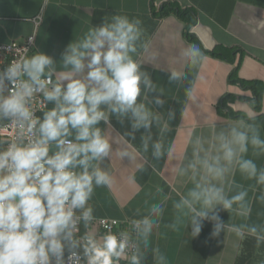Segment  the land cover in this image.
<instances>
[{
    "label": "clouds",
    "instance_id": "clouds-1",
    "mask_svg": "<svg viewBox=\"0 0 264 264\" xmlns=\"http://www.w3.org/2000/svg\"><path fill=\"white\" fill-rule=\"evenodd\" d=\"M142 35L139 19L114 15L67 44L59 61L24 47L0 67V264H147L149 254L152 264H167L153 245L156 232L190 228L195 239L206 222L207 240L227 231L264 246V132L255 101L229 123L204 117L183 127L177 149L167 141L174 113L149 106L164 101L142 70ZM181 59L195 66L201 50L185 48ZM168 79L180 84L184 74L174 69ZM112 117L129 120L131 131L110 135L100 125L111 128ZM141 129L137 148L130 140ZM149 152L167 164L168 194L146 193L125 227L101 228L92 200L114 182L109 161L115 155L143 172Z\"/></svg>",
    "mask_w": 264,
    "mask_h": 264
},
{
    "label": "crops",
    "instance_id": "crops-1",
    "mask_svg": "<svg viewBox=\"0 0 264 264\" xmlns=\"http://www.w3.org/2000/svg\"><path fill=\"white\" fill-rule=\"evenodd\" d=\"M38 15L41 20L32 51L44 52L56 61L67 44L90 25L114 15L139 19L146 47L138 58L157 86L154 94L162 90L164 101L162 106H149L165 117L169 111L174 113L167 141L177 149L183 141V127L195 126L204 117L229 123L253 100L257 120L264 119V0H0V42L23 41L33 32ZM192 46L202 53L195 66L181 59L183 50ZM222 50L228 51L227 57ZM174 69L184 74L180 84L169 83V71ZM186 89H191L190 96ZM100 126L112 136L131 131L129 120L121 124L115 117L111 128ZM142 133L143 129L137 131L130 140L137 148ZM152 134L158 138L155 125ZM148 156L143 172H137L134 163L113 156L109 167L114 182L96 189L92 200L97 217L127 222L143 205L146 193L156 199L168 194L167 164L163 159L152 161L150 152ZM133 173L135 182L128 179ZM258 210L254 206L253 220ZM221 215L230 222L227 212ZM169 218L166 209L162 224ZM210 231L211 224L206 222L200 236L189 239L190 228L170 232L161 227L153 245L165 253L167 264H260L264 260V246L257 248L253 238L238 240L226 231L218 242L206 239ZM147 264H152L151 254Z\"/></svg>",
    "mask_w": 264,
    "mask_h": 264
},
{
    "label": "built area",
    "instance_id": "built-area-1",
    "mask_svg": "<svg viewBox=\"0 0 264 264\" xmlns=\"http://www.w3.org/2000/svg\"><path fill=\"white\" fill-rule=\"evenodd\" d=\"M40 20V16L38 15L34 19L33 32L25 37L23 41L19 42L13 40L10 42H0V67L5 66L7 63L11 62V60L15 59L24 47H28L30 51L35 48L36 28ZM30 39L31 42H29ZM104 223L111 225L113 230H116L125 227L127 222L120 221L117 218L98 217L97 225L102 228Z\"/></svg>",
    "mask_w": 264,
    "mask_h": 264
},
{
    "label": "trees",
    "instance_id": "trees-1",
    "mask_svg": "<svg viewBox=\"0 0 264 264\" xmlns=\"http://www.w3.org/2000/svg\"><path fill=\"white\" fill-rule=\"evenodd\" d=\"M222 54H224L226 57L228 56L227 50H222ZM258 124H260L264 128V119L260 118L257 120Z\"/></svg>",
    "mask_w": 264,
    "mask_h": 264
}]
</instances>
